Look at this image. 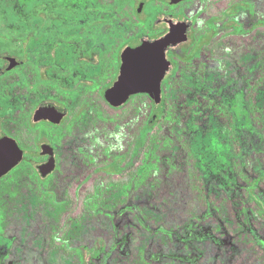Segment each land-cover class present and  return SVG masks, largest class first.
Returning <instances> with one entry per match:
<instances>
[{
	"label": "flooded vegetation",
	"instance_id": "flooded-vegetation-1",
	"mask_svg": "<svg viewBox=\"0 0 264 264\" xmlns=\"http://www.w3.org/2000/svg\"><path fill=\"white\" fill-rule=\"evenodd\" d=\"M117 1L121 30H108L104 12V25L96 28L0 31V139L15 143L20 154L0 175V264H129L123 258L133 252L122 250L124 227L132 216L135 231H149L135 196L162 189L159 162L167 174H184L183 189L203 208L195 222L214 218L218 198L208 194L205 178H232L242 209L241 220L233 214L235 240L244 238L264 264L257 236L264 234V161L255 164L261 173L253 174L249 134L244 155L233 153L221 162L203 149L210 134L226 125L218 109L222 83L234 85L230 97L239 95L241 72L254 63L231 53L233 43L225 40L261 30L264 64V0ZM172 25L189 31L164 52L168 69L158 100L138 91L112 105L108 90L119 76L123 51L158 39ZM250 73L245 79L251 82ZM172 146L181 156L175 150L158 154ZM99 222L107 224L92 229ZM229 225L216 224L214 230L227 235ZM156 231L168 239L174 233L161 224ZM209 238L206 243H214ZM177 240L187 252L151 258L139 247L138 262L197 264L188 235Z\"/></svg>",
	"mask_w": 264,
	"mask_h": 264
},
{
	"label": "rangeland",
	"instance_id": "rangeland-1",
	"mask_svg": "<svg viewBox=\"0 0 264 264\" xmlns=\"http://www.w3.org/2000/svg\"><path fill=\"white\" fill-rule=\"evenodd\" d=\"M40 14L43 15L42 12H40ZM5 30H7L6 27L0 23V31L5 33ZM227 39L225 40L226 42L233 43L230 49L231 53L244 54V56L241 57L244 61H247L246 59L249 58L255 61L257 56L259 57V54L261 55V53H259V49L263 44L261 31H256L251 35H243L242 37L229 38L228 41ZM238 69V67L234 66L231 68V71L237 72ZM239 83L240 80L237 84ZM235 87L237 88L236 85ZM166 150H169V152L175 150L177 156H181L182 154L181 149L175 148L174 146L169 148L165 147L162 151H159L158 154L160 156L169 154V152L166 153ZM158 165L159 169L157 170V174L160 176L159 187H162V189H158L151 194L141 192L140 195L135 196L140 201L141 209L144 210V212L141 210V221L149 228V231H146L144 228H139L140 232L135 231L134 225H136V222L133 221L131 218L132 216H129V223L124 227L126 241L124 242V248H122V250L133 253L123 258V261L129 264H142L140 260L138 262L139 247L145 251V256L151 258L152 255L157 252H161L164 255L169 252L173 254L185 253L188 250L183 247L182 243L178 241L177 238H180V236L183 238L188 235V238L191 239L188 244L189 247L192 248L189 249V255H193L198 259L197 264H262L253 256L244 238H238L239 240L237 241L235 240L238 227L233 223V214L235 213L236 218L241 220L242 209L240 207L238 194L241 191L232 178L227 177V175H212L205 178V188L208 194H213L214 191L216 198H218L215 199L214 202L216 206H212V212L214 213L216 221H214L213 218L210 220L205 219L204 221L200 219V221L195 222L193 217L199 218V214L203 212V208H200V205L196 204L197 202H193L191 194L183 189L185 186V183L182 181L184 179V174L176 172V174L172 176L166 173L165 163L159 162ZM252 168L253 174L261 173L262 168H259V165H255ZM214 183H217L219 186L216 187ZM167 186H172V189H170L172 191H166L165 193L163 190H165ZM260 187L262 188L261 192L263 193L264 200V182L260 184ZM2 193L0 192V197ZM220 197L225 199L221 200ZM216 208H222L221 212H216ZM123 218L126 220L128 215L125 214ZM220 223L230 224L227 228V235H222L214 230L216 224ZM104 224L106 225L107 222H99V224L94 223V225L99 227L94 226L92 229H101L100 225ZM159 224L163 225L166 229L174 230L173 236L170 239H168L165 234L156 231V227ZM242 224L244 223L242 222ZM263 235L257 232V236L263 242L262 245L264 246ZM210 236L213 238L214 243L208 244L206 240H210ZM132 256H134V258ZM129 257L132 258L128 259ZM164 259L165 258H163V260ZM116 260L119 259H114V261ZM158 260L161 259L158 258ZM68 263L72 264L73 262L69 261L67 264Z\"/></svg>",
	"mask_w": 264,
	"mask_h": 264
},
{
	"label": "trees",
	"instance_id": "trees-1",
	"mask_svg": "<svg viewBox=\"0 0 264 264\" xmlns=\"http://www.w3.org/2000/svg\"><path fill=\"white\" fill-rule=\"evenodd\" d=\"M119 5L117 0L107 3L98 0H0V23L7 30L96 28L104 25L101 14L107 12L108 30H121L117 14ZM248 70L251 72V82L245 79ZM241 73L243 78L237 87L239 95L230 97L227 93L233 84L222 83L218 109L222 116L221 122L226 125L219 131H213L216 135L213 132L210 134V141L204 144L203 149L205 155L218 156L221 162L224 156L233 153L244 155L249 134L252 156L259 157L253 158L252 162L258 164V160L264 161V64L261 55L257 56L249 69ZM224 164L228 165L227 161Z\"/></svg>",
	"mask_w": 264,
	"mask_h": 264
},
{
	"label": "water",
	"instance_id": "water-1",
	"mask_svg": "<svg viewBox=\"0 0 264 264\" xmlns=\"http://www.w3.org/2000/svg\"><path fill=\"white\" fill-rule=\"evenodd\" d=\"M175 27L172 25L173 29L158 39L145 40L139 47L123 51L119 76L108 90L107 97L112 105H121L130 94L138 91H147L158 100L160 81L168 69L164 52L171 45L184 41L189 31L175 30L178 28ZM16 148L15 143L0 139V175L18 161L20 154L16 153Z\"/></svg>",
	"mask_w": 264,
	"mask_h": 264
}]
</instances>
